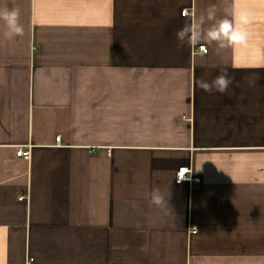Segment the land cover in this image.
I'll return each instance as SVG.
<instances>
[{"label":"crops","instance_id":"0c3cea01","mask_svg":"<svg viewBox=\"0 0 264 264\" xmlns=\"http://www.w3.org/2000/svg\"><path fill=\"white\" fill-rule=\"evenodd\" d=\"M210 5L253 14L247 47L177 40ZM4 7L24 33L0 20V264H264V0Z\"/></svg>","mask_w":264,"mask_h":264},{"label":"clouds","instance_id":"9594fccd","mask_svg":"<svg viewBox=\"0 0 264 264\" xmlns=\"http://www.w3.org/2000/svg\"><path fill=\"white\" fill-rule=\"evenodd\" d=\"M217 7L210 5L206 9V14H202L199 18V31L193 32L189 27L185 26L176 33L177 40L183 44H200L201 41L207 45L215 44L218 49L247 47L250 39V33L247 25L252 22L253 14L246 8L233 6L232 17L225 16L217 20ZM0 20L4 22L6 31L4 37L7 40H13L18 36H22L24 28L20 23V11L18 8L4 7L0 9ZM213 23L203 31L206 22ZM199 87L211 93L213 90L219 93H225L233 80L229 77L227 69L221 71L211 82L201 79ZM149 203L157 208H168V198L161 193L159 188H154L149 194Z\"/></svg>","mask_w":264,"mask_h":264},{"label":"built area","instance_id":"2783aa9c","mask_svg":"<svg viewBox=\"0 0 264 264\" xmlns=\"http://www.w3.org/2000/svg\"><path fill=\"white\" fill-rule=\"evenodd\" d=\"M181 13L182 14H186V13H188V11H187V9H182ZM198 50L199 51H204L205 50V46L204 45H199L198 46ZM57 140H59V138H57ZM29 154H30V152H29L28 148L17 147V149H16V155L22 156L23 158H28ZM188 172H190V168L189 167H187V166L179 167L178 170H177V173H176V180L178 182L184 180L186 178V173H188ZM194 179H196V178H194ZM19 198L23 199L24 196L21 195V196H19ZM196 231H197V227L193 225L191 227V232L193 233V232H196Z\"/></svg>","mask_w":264,"mask_h":264}]
</instances>
